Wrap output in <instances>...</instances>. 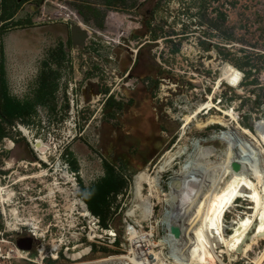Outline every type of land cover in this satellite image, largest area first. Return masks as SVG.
<instances>
[{
  "label": "rangeland",
  "instance_id": "rangeland-1",
  "mask_svg": "<svg viewBox=\"0 0 264 264\" xmlns=\"http://www.w3.org/2000/svg\"><path fill=\"white\" fill-rule=\"evenodd\" d=\"M72 22L86 39L72 42ZM1 53L12 96L33 100L43 75L47 94L53 88V100L38 105L31 118L1 121L0 186L14 192L5 214L0 205V247L11 255L2 264H136L128 229L147 236L148 251L163 264H253L261 255L264 240L242 253L255 226L241 253L228 252L222 242L252 216L251 187L225 210L220 235L208 232L207 243H200L194 229L201 192L220 188L235 172L247 176L264 205V0H0ZM226 66L241 74L238 87L222 78ZM145 67L149 73L140 76ZM108 138L131 166L111 162ZM176 146L182 155L158 187L150 193L143 185V197H153L152 216L142 218L133 207L134 176L146 171L153 177L161 156ZM105 161L124 184L110 198L104 223L78 207L71 215L63 194L49 197L56 164L57 174L72 177L82 201L81 186L104 176ZM43 170L48 177H34ZM21 177L34 178L17 183ZM183 183L192 202L176 192ZM62 188L72 189L71 183ZM12 207L40 231L9 230ZM20 238L34 241L30 251L15 249ZM209 242L211 262L196 257ZM76 252L82 256L70 259Z\"/></svg>",
  "mask_w": 264,
  "mask_h": 264
},
{
  "label": "bare ground",
  "instance_id": "bare-ground-1",
  "mask_svg": "<svg viewBox=\"0 0 264 264\" xmlns=\"http://www.w3.org/2000/svg\"><path fill=\"white\" fill-rule=\"evenodd\" d=\"M222 78L226 81V83H228V85H230L233 88H236L240 84L241 74L237 70L233 69L231 66H226L223 70ZM22 132L24 133V135H27V132L25 130H22ZM9 146L12 147V144H9ZM177 148L178 146H176L175 150H178ZM35 150L37 151L36 148ZM207 152L210 153L211 151L207 150ZM181 155L182 153L180 150L175 151V152L167 151L164 153L163 156H161L159 165L155 169L153 177H150L146 171H141L134 176V197H135L136 203L133 207L141 209L142 218L149 219L152 216V210H151V204H150L151 201L149 200L152 195L146 198L143 197L142 195L143 185L145 184L148 185L151 191L150 193H152L153 190H155L159 185L161 174L170 170L172 168V164L174 163V161L178 159ZM58 171H60V167L59 165L56 164L54 168V172H53V181L51 184L47 186L49 190V197L54 198L56 193L63 194L65 195V198L67 199V203H68L67 209L71 215L76 211L78 207L80 208V213L83 216L85 217L89 216L90 214L86 208V205L80 199L76 197L77 187L72 177L67 172H62L61 174H57ZM240 171L242 172V170ZM242 173L235 172V174L231 175L229 180L225 182L220 188L213 189L212 191L210 190L209 194L205 193V195H203V191L201 192L200 199L197 201L196 206H195L196 208L195 216L196 218H199V221H198L197 227L194 229V233L200 243L203 240H205V242L207 243V240L209 239L207 235L208 232H213V233H216L217 235L221 234L222 218H223L224 212L233 204V201H236L237 198L241 196V194L243 193L245 189L244 188L245 186L252 188L251 191H249L248 195H249L250 201L253 202L254 204V212L251 217H247L244 220H241V222L239 221L237 223V227L234 228L233 234L229 237V239L226 241L223 240L222 242L226 246V249L228 252L236 251L239 248L240 244L245 239V237L248 236L250 232H252L251 229L253 226H255V228L250 238V244L246 246L245 249H243L242 253H245L254 244H258L259 242L264 240V205H262V199L256 187H252L250 182L247 180V176L242 175ZM244 173H246V171ZM48 176H49L48 172L43 170L37 176H34V177L42 178V177H48ZM34 177H21L16 182L17 183L23 182L25 180H28ZM59 180L64 181V183H61ZM204 182L202 184L203 187L205 186ZM68 183H71L72 189L62 188V184L66 185ZM186 185L187 183L186 184L183 183L182 188L176 192L178 193V195L181 194V196L185 197L184 201L187 202L189 200V196L190 195L192 196V191H191L192 189L188 191V188L186 189L187 187ZM208 185L209 183H207L206 186L208 187ZM13 197H14V192L12 190L8 189V187L0 186V205H2L3 207L2 210L4 211V214L6 213L5 205L11 204ZM192 200H189V201L192 202ZM139 204H140V207H139ZM189 205L191 206L192 204H189ZM134 208L129 210L130 214H132ZM9 212L11 215V220L6 221V225H7L6 227L9 230L15 231V230H18V226H22V227H28L32 229L34 232L40 231L34 219L32 218L21 219L15 207H12L9 210ZM56 217L58 218V215ZM70 218L72 217L70 216ZM127 231H128L127 232L128 233L127 242L130 245L133 253L136 255V258L139 260V262H135L136 264H163L157 259L156 255L152 257L153 256V255L151 256L152 253L148 251L151 245H149V241L146 240L147 236L146 237L139 236L134 231H132V229H128ZM90 239H91V236H90ZM208 246L203 247L196 254V257H200L202 259L205 258L209 260L210 262L213 261L214 256H213V253H211L212 242H209ZM52 251L53 253H55V255L53 256H54V259H56L57 258L56 252L59 251V246L55 242L53 243ZM81 256L82 254L80 252L79 253L76 252L74 254H70V259L77 260ZM263 259H264V250L259 257L254 259L253 264H261ZM203 264H206V263L204 262Z\"/></svg>",
  "mask_w": 264,
  "mask_h": 264
},
{
  "label": "trees",
  "instance_id": "trees-1",
  "mask_svg": "<svg viewBox=\"0 0 264 264\" xmlns=\"http://www.w3.org/2000/svg\"><path fill=\"white\" fill-rule=\"evenodd\" d=\"M141 49L139 51V55L137 57V62L135 63V70L140 68V55L142 53ZM0 139L2 132V122L4 121L7 124H12L16 121H23L27 118H31L33 114L36 112V107L44 106L49 101L53 100V88L47 94V81L46 76H42L40 78L38 90L36 91L35 98L33 100H20L16 97L12 96L8 89L7 80L5 77V72L3 68V57L2 53L0 54ZM133 68V69H134ZM150 68H143L139 70L140 76L147 75L149 73ZM249 84H253V82H248ZM248 84V85H249ZM47 96L49 98H47ZM105 152L109 155V153L113 152L114 156L111 158V162L119 161L120 164L128 168L131 166V160L129 156L123 152H118L114 145L111 144V140L108 138L104 142ZM108 151V152H107ZM123 179L121 175L116 172L113 167V163L105 161L104 163V176L100 178L97 182L92 184L91 186L85 188L81 186L80 190V198L87 206L89 213L93 216L102 218L103 223L105 222L109 210H110V198L117 194L123 188ZM105 229H108L106 226ZM117 243L120 242V238L117 239Z\"/></svg>",
  "mask_w": 264,
  "mask_h": 264
},
{
  "label": "water",
  "instance_id": "water-1",
  "mask_svg": "<svg viewBox=\"0 0 264 264\" xmlns=\"http://www.w3.org/2000/svg\"><path fill=\"white\" fill-rule=\"evenodd\" d=\"M70 36H71L72 42H76V41H82L86 39L88 37V34L87 32L83 31L77 24L72 22L70 24ZM93 36L96 39H99L97 33H94ZM171 234L177 236L179 234L177 228L173 227L171 229ZM248 239H249V236H246V238L244 239V244L248 241ZM32 241L33 240L31 238L19 239L16 243V246L20 250L30 251L31 246H32ZM241 251H242L241 248H238L236 250L237 253H241Z\"/></svg>",
  "mask_w": 264,
  "mask_h": 264
},
{
  "label": "built area",
  "instance_id": "built-area-1",
  "mask_svg": "<svg viewBox=\"0 0 264 264\" xmlns=\"http://www.w3.org/2000/svg\"><path fill=\"white\" fill-rule=\"evenodd\" d=\"M32 238L34 239L35 236H32ZM35 240V239H34ZM5 243V241H4ZM16 247V245H14ZM16 250H18V248H15ZM10 253H14L13 250H10ZM9 253L3 251L2 247H0V264H2L3 261L7 260L9 258Z\"/></svg>",
  "mask_w": 264,
  "mask_h": 264
},
{
  "label": "flooded vegetation",
  "instance_id": "flooded-vegetation-1",
  "mask_svg": "<svg viewBox=\"0 0 264 264\" xmlns=\"http://www.w3.org/2000/svg\"><path fill=\"white\" fill-rule=\"evenodd\" d=\"M17 3H22L23 1H25V0H15ZM20 239H22V238H20ZM4 241V240H3ZM17 241L18 240H16V243H17ZM35 241V240H34ZM34 241H33V245H34ZM32 245V246H33ZM17 247V246H16ZM9 258H11V255H9Z\"/></svg>",
  "mask_w": 264,
  "mask_h": 264
}]
</instances>
